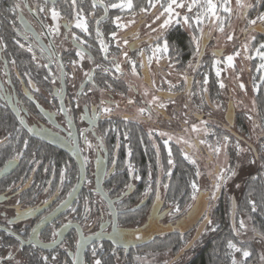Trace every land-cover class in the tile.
Returning <instances> with one entry per match:
<instances>
[{"label": "flooded vegetation", "instance_id": "flooded-vegetation-1", "mask_svg": "<svg viewBox=\"0 0 264 264\" xmlns=\"http://www.w3.org/2000/svg\"><path fill=\"white\" fill-rule=\"evenodd\" d=\"M17 2L21 4V11L13 14L11 5ZM116 2L117 0H103L105 5ZM7 3V26L0 20V39L4 42L0 44V168H4L5 161L18 152L22 154L6 173H0V264H44V256L48 257V264H73L77 259L78 240L97 233L106 236L113 233L114 228L116 241L124 245H116L107 238L91 242L84 249L82 264H93L96 258L101 259L102 264H139L138 255L148 251H170L174 257L167 264H185L186 260L181 261V256L186 251H193L200 237L207 231L204 229L207 221L203 210L206 208L208 194L207 191H197L196 199H193L192 190L183 206L176 199L180 212L168 214L175 206V197L172 195L177 191H171L175 183L168 178L176 168L167 164V147L175 145L184 154H190L192 149L176 140L182 130H175V138L166 139L167 128L162 121L167 120V106H149L148 98L130 81V64L121 55L124 51L123 39H119L122 46L120 44L118 48L117 40L110 36L113 31L117 32L118 38L127 33L130 42V26L121 31L112 23L116 16L121 17V22L127 23L130 13L124 15L119 9L112 8H108L105 13L100 3L93 8V0H77V10L83 9L88 24L90 34H85L74 27L75 11L71 0H56L55 5L48 3L47 8L55 6L61 13L58 21L61 25L59 35L40 38V43L46 48L49 44L54 45L57 54L51 63L57 77L53 83L51 77L44 80L47 69L43 67L49 63V52L52 49L41 55L39 47L31 39H24V25L21 20L16 19V15H22L23 20L36 33L42 31L40 21L51 26L52 20L47 12L30 11L37 4L43 5L44 0H14L13 3ZM24 4L29 7H23ZM97 20L100 21L102 38L108 45L107 60L104 59L105 54L101 52L96 36ZM65 23L72 26L65 28ZM17 31L21 35L18 36ZM73 32L85 41L83 48L92 57L89 60L85 56L82 66L78 65L75 69L70 64L71 60L78 59L72 41ZM15 40H19L25 47H20ZM29 43H33V51L37 57L35 61L32 53L27 51ZM113 60L120 64L122 74L115 73ZM59 63H63L67 73L63 83L59 79ZM97 64L101 67L97 68ZM103 68H109L110 72L105 73ZM25 72L30 73L34 88L39 91L28 84L29 76ZM85 72L91 73L97 85L93 93H88V88L93 85L86 83ZM105 80L112 85L111 89L106 88ZM118 81L127 84L126 92L113 89V83ZM82 83L86 84L83 88ZM134 88L137 95L132 92ZM60 89L63 91L62 97L57 96ZM74 96L79 101V107L76 106L77 101L73 100ZM101 98L110 101L113 111L110 116L101 114L94 123H89L93 105H99ZM129 100L133 102L129 103ZM62 104L65 109L63 112L60 111ZM141 107L148 109L144 115L138 113ZM82 116L85 118L81 119ZM127 121H130V127L140 125L146 133L141 141H134L137 138H134L133 133L130 134L133 139L124 161L121 157L122 145L117 142L119 135L111 131L114 125L116 127L121 122L128 123ZM221 125L231 135L234 131L240 138L233 136L247 144L244 134L235 130V117L229 129L226 128L227 123ZM29 128L34 131L29 132ZM81 131L85 132L87 140L91 142V148L85 146V137L80 135ZM188 131L192 134L189 129ZM69 132L72 133L71 136L68 135ZM25 139L28 141L27 145L24 144ZM192 142L199 148L195 138ZM142 144L144 145L141 146ZM74 149L78 150L84 164V179L71 203L61 209L64 204L62 201L69 199L68 193H73L77 184L78 164L73 155ZM168 168H171L170 174ZM62 169L65 171L63 181ZM136 176L140 179H136ZM98 178L102 192L98 190ZM128 185L131 187H127ZM149 188L151 190L145 194V190ZM199 198H203L202 204L198 202ZM17 200L20 201L18 206ZM108 200L115 210V217ZM49 213L50 220L41 223V217H46ZM206 217L211 220L209 215ZM63 224H68V227L61 228ZM33 228L37 230L38 237L36 233H32ZM54 229L62 232V243L49 247L47 245L53 239ZM136 234L141 238L136 239ZM37 238L44 246L38 244L32 247L31 241ZM170 242L177 244L175 248H150L154 245L165 246ZM94 247L96 257L92 254ZM53 256L56 257L55 260L52 259Z\"/></svg>", "mask_w": 264, "mask_h": 264}, {"label": "trees", "instance_id": "trees-1", "mask_svg": "<svg viewBox=\"0 0 264 264\" xmlns=\"http://www.w3.org/2000/svg\"><path fill=\"white\" fill-rule=\"evenodd\" d=\"M13 3L14 0H0V20L3 21V25L6 27L7 22V9L5 6H8L9 3ZM148 0H133L135 5L134 8L145 7L146 2ZM162 3H166V0H161ZM248 3L254 5V7L249 8L247 10V16L243 15V20L247 23L248 19L255 18V16L259 12H264V4L257 5L256 0H247ZM61 3V1H60ZM223 16V12L221 13ZM231 21H234L229 14H225L224 17V31H217L219 28V22L216 23V28L213 32L211 30L205 28L204 32L206 35L211 36L212 40H209V36H204L208 38V43L210 46L219 44L216 46L215 52H218V58L222 63H225V55L226 57L229 55H234V53L239 50V45L232 46L231 41L227 40L226 35L229 31L225 32L227 27L231 24ZM246 26V25H245ZM196 26L193 25V28ZM209 30V32L207 30ZM190 33L188 29L184 28V26H173L169 28L161 37V43L164 39H167L170 44V53L166 57L170 59L173 64H175V68L180 71L190 70L192 73L190 84L194 89L198 87H206L208 90L207 100L212 102H218L224 106V98L222 97V91L220 88V76L216 75V70L213 65V55L208 56L206 54L199 56H194L193 52L195 51V45L191 41V37L193 35V29ZM238 30V21L235 24V27L231 33H236ZM247 30V29H246ZM243 31L242 34L239 33V37L243 41H249L252 36H256V40L252 41L248 46L247 58H243V50L241 49V53L239 55H234L235 60L233 65L230 66L233 72H237L240 68L245 67V75L253 76L256 71L257 62L259 61L257 57L250 59V55L256 50V46L260 43V41L264 40V34L256 33L249 35L251 31ZM216 32V33H215ZM215 33V35H214ZM230 33V32H229ZM199 36V32L195 33ZM156 43V41H155ZM95 55V54H94ZM217 56V55H216ZM215 56V57H216ZM217 65V64H216ZM264 74V71H259L257 69L254 79L259 81V87L256 93L253 95V100L255 102L256 113L258 115V127L260 132L257 135L250 134L247 126V117L244 112L237 111L235 114V130L238 133H244L246 135V139L248 142L253 144L256 157L253 154V166L251 169L247 167V169H241L238 163L235 162L237 150L233 146H230L228 149V154L230 157V165L231 167H235V175L233 179L239 180V188L237 190H229L224 187H220L217 193L216 205L214 207L213 216L214 221L212 224V231L206 233L200 237L197 244L192 251V255L186 260L185 264H231L232 254L231 250L228 249L227 243L229 240H232L238 247L240 248H248L251 252V256L246 259V264H260L261 261V253L258 247V243H254L253 241H241L236 233L234 226L231 225L230 222V199L229 194L235 197L236 202V214L235 220L237 222L238 216L243 214L246 218L251 229L256 233V240L264 241L261 237L264 236V83L260 82V75ZM205 76H207L208 83L204 84ZM253 79V77H252ZM113 89L117 92H126L128 90V86L125 82H114ZM200 90V89H199ZM200 92V91H199ZM131 95V91H130ZM228 95H231L229 93ZM203 97V95H202ZM230 97V96H229ZM205 98V97H203ZM198 103V102H196ZM201 110H199V114L197 117L200 118L205 123V128L208 131V137L213 141H220L224 136L229 137V142L233 144V142H241L233 135L229 134L226 130H224L220 124L216 120H211L210 118L204 116L203 111H205L206 104H199ZM207 109V107H206ZM128 123L121 122V124H117L113 126V130L111 132L117 133L119 135L117 142L122 145V154L121 157L125 161L128 157L130 142L132 141V137L130 138V134L133 133L134 141H141L143 135L146 133L140 125L134 124L130 127V121ZM112 127V125H111ZM121 141V142H120ZM142 144L141 146H143ZM145 148V147H144ZM143 150V149H142ZM142 152V151H141ZM171 152V156L169 155ZM139 154V152H138ZM169 159L173 161V164L170 166H175V170L170 174V180L172 183H175L174 186L171 187V191L173 192L176 189V193L172 196L175 197V205L177 201L179 204L183 206L187 201V198L191 191L193 190L191 184L193 181L197 180V172L196 166L186 160L184 158V153L181 149L175 145H170L167 147V164L169 166ZM169 171V168H168ZM122 179V178H121ZM123 180V179H122ZM171 186V184H170ZM175 187V188H174ZM178 187V188H177ZM231 188V187H230ZM177 199V201H176ZM253 201L256 207L255 211H252V205L249 204V201ZM177 244H173V242L167 244L165 246L162 245H154L151 246V249H171L175 248ZM178 247V246H177ZM245 258L242 259V262Z\"/></svg>", "mask_w": 264, "mask_h": 264}, {"label": "rangeland", "instance_id": "rangeland-1", "mask_svg": "<svg viewBox=\"0 0 264 264\" xmlns=\"http://www.w3.org/2000/svg\"><path fill=\"white\" fill-rule=\"evenodd\" d=\"M119 2V0H117ZM116 2V3H117ZM216 2L223 3V0H216ZM165 5L167 4L164 3ZM145 8H148V1L145 4ZM230 6L233 9V12L231 13V17L234 21H231V24L227 27L225 32L229 31L226 37L231 34L233 35V40L231 41L232 46L239 45V52L242 48H244V45L246 41H243L240 39V34L243 33L246 29L249 28L248 23H245L243 20V15L241 14L240 10L237 8L236 0H230ZM141 7L134 8L132 11L124 10L120 12L124 13V15L127 14V12L130 13V20H135L134 25H130V44H134V48H129L127 46H123V50L127 51L129 53V56L136 60L137 63V71L138 75H133L131 71V65H130V81L139 88L140 92L144 95V97H147L148 100H151V97L153 95H156L159 97V102L164 103L165 107L167 108V120L162 121L163 126L167 128V136L166 139H173L175 138V130H182L180 135L176 137L177 141H180L183 145L189 147V144L192 145V147H189V149H192V152L188 154L192 159L195 160V163H193L196 166V172H199V175H197V180L195 181L198 186V191H207L208 194V201L206 202V208L203 210V214L205 217L207 215L211 218V223L205 222L204 229L207 231L204 233H209V231H212V224L214 221L213 211L214 207L216 205L217 200V191L215 190V181L217 175L220 174V169L225 170H233L236 171V168L230 165V157L228 154V149L230 146L234 145V148L236 149V144L239 143L240 148L243 150L241 152L236 153L235 162L238 163V165L241 167V169H249L252 168L254 160L253 157L255 154L253 153L252 149L245 143H240L238 141L228 142L227 147H224V140L220 141H213L210 140L208 137V131L205 128V123L202 124V120H200L197 115L199 114L200 109L199 104H206L205 111H203L202 114L203 117L206 116L210 118L211 120H216L218 124H226V121L224 120V114L227 108V102L229 100L232 101L235 114L237 111H242L245 113L247 117V126L249 130V135L253 134L254 136L260 132L258 127V115L256 113L255 108V102L253 100L254 93L257 92L253 90L254 85H258L259 81L254 79V75L249 77V75H245V67L240 68L237 72H233L231 70V67L228 66L225 63H222L218 55L215 57L213 55V52H215L216 46L219 44H215L210 46L209 40H212V35H206L209 36L204 37L205 41V47H204V54L208 56L213 57V61H220V63H217L215 65V70H220V83L222 82L224 84V87L221 88L222 91V97L224 98V106L222 104L212 101H208L207 93L208 90L206 87H198L194 89L192 85L190 84L192 73L190 70L187 71H178L175 68V64L168 59L166 56H164L159 63L156 62L155 58H153L152 62L148 63V57H151L152 51L151 49L155 47V37L158 35L157 32H152L151 28H157L158 23L162 22L158 21L156 23H153L155 16H158L163 9L157 4L156 8H148V11L141 13L139 11ZM178 12H180L181 16L184 14H187V9H177ZM198 10H194L193 13L190 15H195V12ZM223 11L221 10L220 15L222 16ZM126 13V14H125ZM225 14H223L222 17H225ZM238 21V30L237 32L231 33L235 27L236 22ZM218 22V21H217ZM216 22V23H217ZM216 23H212L211 20L205 19L204 23L200 26L203 29L207 28L211 30V32L214 31L216 28ZM150 25L151 27H147ZM246 25V26H245ZM184 28L188 29L191 33V28H187L184 26ZM206 29V30H207ZM209 30H207L209 32ZM219 31V30H217ZM216 33V32H215ZM214 33V35H215ZM254 32H251L249 35L253 34ZM200 35V34H199ZM149 37H152L153 39L150 41ZM121 44V42H120ZM122 46V44H121ZM141 50H143V60L146 64L145 68L139 67V62L141 61L142 57L140 55ZM243 50V49H242ZM244 51V50H243ZM241 53V52H240ZM203 54V55H204ZM223 54L226 57V54L223 52ZM243 58H247V52H243ZM250 59H253L254 57H257L259 60L257 62V65L262 63L260 58L256 55V50L253 52L252 55H250ZM235 60V56H234ZM233 60V62H234ZM84 65V63H83ZM82 69H84L82 67ZM253 77V79H252ZM244 84V89L242 90L239 85ZM200 89V90H199ZM206 89V91H205ZM200 91V92H199ZM132 92L137 95L136 88L132 89ZM145 92H147V95H145ZM207 92V93H206ZM231 93V95H228ZM205 97L203 98L202 97ZM230 96V97H229ZM140 100H138L137 103H139ZM198 102V103H196ZM137 103H134L135 106H137ZM171 108V109H170ZM181 109V110H180ZM182 111V112H179ZM251 116L252 119L249 120L248 117ZM187 121V124L185 123ZM197 125L198 128L205 129L199 132H192L191 127L192 125ZM222 126V125H221ZM223 128V126H222ZM188 129L192 134L189 133ZM245 133V132H244ZM241 133V134H244ZM173 134V135H172ZM187 134V135H186ZM190 136V137H189ZM246 136V135H244ZM193 138L196 139L197 145L199 148H196L193 144ZM187 140L189 144L184 143V141ZM204 140L205 143L200 144L199 141ZM248 141V140H247ZM250 143V142H249ZM221 147V151L217 154L214 149L217 146ZM237 150V149H236ZM254 154V156H253ZM256 157V156H255ZM238 179H233V176L227 180V182L222 183L221 187H224L225 189L229 190H237L240 185ZM231 187V188H230ZM216 191V195L213 198L212 193ZM197 193V191H196ZM195 193V194H196ZM229 194V201L231 203V196ZM198 202L202 204L203 198H199ZM199 204V205H200ZM236 214V213H235ZM244 221L245 228L240 227V222ZM234 228L236 230L237 236L241 241H253L254 243H258V247L261 253V256L264 255V241L256 240V233L251 229L248 222L246 221V218L243 214H240L238 216L237 222L234 218ZM192 251H186L181 256V261L187 260L191 255ZM232 256H235L236 260L238 261V264H242L243 257L240 253H234L231 251ZM140 256L137 258V261L139 264H167L172 260L174 257L170 251H164V252H154V251H148L144 252V254L138 255ZM260 264H264V261H260Z\"/></svg>", "mask_w": 264, "mask_h": 264}, {"label": "snow or ice", "instance_id": "snow-or-ice-1", "mask_svg": "<svg viewBox=\"0 0 264 264\" xmlns=\"http://www.w3.org/2000/svg\"><path fill=\"white\" fill-rule=\"evenodd\" d=\"M48 3H52L53 5H55V0H44V4L40 5L37 4L35 7H31L30 11L33 13H45L47 12L52 20V24L51 26L48 25H44L42 21H40V26L42 31L40 33H36L32 26L27 22L23 20V16L22 15H16V19L21 20V22L24 25V33H23V37L25 40H29L31 39L34 44L36 46L39 47L41 55H43V53L45 51H48V49H52V51L49 52V63L48 64H44L43 67L45 69H47V75H45L44 80L47 81L50 77L52 78V82L55 83V80L57 79V77L55 76V74L53 73L52 67H51V63L53 62V60L56 58L57 54L55 53V49H54V45L49 44L48 47L46 48L45 46H43L40 43V38L41 36H56L59 35V30L61 25L58 23L60 17H61V13L60 11L57 10V8L55 6L51 7V8H47V4ZM97 3H100V5L102 7H104L105 13H107L108 8H112V9H119L121 11L124 10H128V11H132L135 7L133 0H119V2L117 3H111L108 5L103 4V0H93L92 6L93 8L96 7ZM257 5H262L264 4V0H256ZM157 4H159V6L163 9V11L160 12V14L158 16H155V19L153 21V23H156L158 21H161L160 23H158V27L157 28H151L152 32H157L158 35L155 37L156 43H155V47H153L151 49L152 51V56L148 57V63L150 64L153 60V58H155L156 62L159 63V61L164 57L169 55L170 53V44L169 41L167 39H164L163 42L161 43V37L163 36V34L171 27L173 26H186L187 28H192L193 29V35L191 37V41L192 43L195 45V51L193 52L194 56H198L200 54L201 51V47L202 44L204 43V36L206 35L204 32V29L202 27H200L203 23L204 20L207 18L209 20H211L212 23H216L217 21L219 22V28L218 30L223 32L224 31V17H222L220 15L221 10L223 11V13L229 14L231 15V13L233 12L232 7L230 6V0H223V3H217L216 0H167V4L165 5L164 3L161 2V0H148V8H156ZM71 5L75 11V15H74V20H75V24L74 27L76 29H80L81 31H83L85 34H90L89 33V29H88V24L86 22V18L84 16L83 13V9H78L77 10V0H71ZM236 5L237 8L240 10L241 14L244 16H247V10L249 8L254 7V5L250 4L247 2V0H236ZM23 7H29L28 4H24ZM148 8L145 7H141L139 9V11L141 13H144L146 11H148ZM187 9V14H184L183 16H181L180 12L177 11V9ZM194 10H198L195 12V15H190L191 13L194 12ZM21 11V4L20 3H13L11 5V12L13 14H17ZM89 15H93V13H89ZM101 19H103V17H101ZM97 29H96V36L98 37V43L100 44V50L101 52H103L105 54L104 59L107 60L108 56V45L104 42L103 38H102V33L100 32L99 29V23L100 21L97 20ZM112 23L115 25L117 30H124V29H128L130 25H134L135 24V20H129L127 23H123L121 22V17L120 16H116L113 18ZM247 23L249 25V28L246 31H251V32H256V33H261L264 34V12H259L255 18L252 19H248ZM193 25H195L196 27L193 28ZM72 25H70L69 23H65L63 25V27L65 28H69ZM147 27H151L150 25H148ZM199 32L200 35H196L195 33ZM18 36L21 35V33L19 31H17L16 33ZM110 36L117 40V47H120L119 44V39H123V45L127 46L129 48H134L135 45L134 44H130L129 40L127 39V33H125L124 37H117V32L113 31L110 33ZM233 35L229 34L227 36V40L228 41H232L233 40ZM153 38L149 37V40L151 41ZM257 38L256 36H252L250 38L249 41H246L245 45H244V51L247 52L248 51V46L252 41H255ZM72 41L74 44V47L76 48V57L78 59H74L70 61V64L73 66V68L75 69L78 65L82 66L81 62L85 59V56H87V58L89 60H92V57L90 55H88L86 53V51L83 48V45L85 44V41L78 36L75 32L72 33ZM3 40L0 39V44H3ZM15 43L18 44L20 47H25V45L20 44L19 40H15ZM7 45L5 44L4 47H6ZM27 51L29 53H32V59L35 61L37 60V57L33 51V43H29L27 45ZM65 51H67V49H65ZM218 52H213V55L216 56L218 55ZM240 52L239 50H237L234 55H239ZM121 55L123 56V58L125 59V61L127 63H129L131 65V71L133 75H138V71H137V61L132 59L129 56V53L127 51H122ZM142 59L139 62V67L140 68H145L146 69V64L144 63L143 60V50H141L140 53ZM234 55H229L227 57H225V62L228 66H232L233 65V60H234ZM256 55L260 58V60L262 61V63L257 65V69L259 71H264V40L260 41V43L256 46ZM12 63L14 64L15 61L13 60ZM93 63H95L93 61ZM217 63H220V61H213V65L215 66ZM112 65L115 68V73L117 74H122V69L119 63L115 62V60L112 61ZM58 69H59V79L61 80V82L63 83L65 77L67 76V73L64 71V65L63 63H59L57 65ZM97 68H100L101 65L97 64L96 65ZM103 71L105 73L110 72L109 68H103ZM26 76H29V80H28V84L30 86H32L34 88V84L33 81L31 79L30 73L29 72H25ZM216 75L219 77L220 76V70H217ZM74 76V73H73ZM85 76L87 77V81L86 83H91L93 86L88 88V93H93L94 90L97 88V85L95 84V81L92 79V75L90 72H85ZM260 82L264 83V74L260 75L259 77ZM208 83V79L207 76H205L204 79V84L206 85ZM104 84L106 86V88L111 89L112 85L109 84L107 82V80L104 81ZM84 86H86L85 83H82L81 87L83 88ZM220 87L223 88L224 84L221 82L220 83ZM239 87L243 90L244 89V84H240ZM259 85H254L253 90L256 91L258 89ZM36 91H39V89H35ZM101 91L103 92L104 89H101ZM206 91V89H205ZM81 95H87L86 93H80ZM145 95H147V92H145ZM57 96L62 97L63 96V91L62 89L57 91ZM73 100H76V106L79 107V101L77 99L76 96L73 97ZM133 101L129 100V103H132ZM147 104L149 106L151 105H157L159 108H164L165 105L164 103H160L159 102V97L156 95H153L151 97V100L147 101ZM37 107H39V105H37ZM60 111L63 112L65 111L63 104L61 105ZM113 109L110 106V101H107L103 98L100 99L99 101V105H93V109H92V116L89 119V123H94L97 119L100 118L101 114L104 115H108L110 116V114L112 113ZM148 111V109L141 107L138 109V113L140 115H144L145 112ZM85 117L82 116L81 119H84ZM249 120L252 119L251 116L248 117ZM21 123H23V120H21ZM185 123L187 124V121H185ZM202 124L206 123V122H201ZM205 129H201L198 128L197 125L193 124L191 127V131L192 132H199ZM29 132H33L34 129L29 128L28 129ZM69 136L72 135L71 132L68 133ZM80 135L82 137H85L84 139V143L85 146L88 148L92 147V144L90 141L87 140L86 136H85V132L81 131ZM163 135V133H162ZM224 140V147H227V144L229 142V137L228 136H224L223 137ZM168 141H165V145H167ZM184 143L189 144V142L187 140L184 141ZM200 144L205 143L204 140H200L199 141ZM24 144L27 145L28 141L25 139ZM189 147H192L191 144H189ZM236 149L237 152L239 154V152L243 151L240 148L239 143L236 144ZM214 151L218 154L221 151V147L218 145ZM22 153H17L16 156L11 157L10 159L5 161V166L4 168H0V173H6L7 170L12 167L16 160L19 158V156ZM169 155L171 156V152H169ZM184 158L186 160H189V162L191 163H195V160L192 159L187 153L184 154ZM86 160V158H85ZM31 162V161H30ZM169 165L173 164V161L171 159H169L168 161ZM113 165H115V160L113 161ZM131 168V166H129ZM220 174L217 175L216 177V181H215V190L219 191L221 184L227 182L228 179H230L232 176L235 175V171L229 169V170H225V169H220L219 170ZM171 173V168H169V174ZM197 175H199V172H197ZM65 177V171L62 169L61 170V180L63 181ZM136 179H140L139 176L135 177ZM11 187V186H10ZM127 187H131V185H128ZM165 187H167V185H165ZM191 187L193 189V199H196V191H198V186L196 184L195 181L192 182ZM151 189H146L145 190V194H147L148 191H150ZM73 191H75V188H73ZM216 191H214L212 193L213 198L216 195ZM69 196L72 195V192L68 193ZM157 200H159V181H157ZM17 206L20 204V201L17 200ZM44 203H47V201H44ZM62 203H65L62 201ZM111 204V202H109ZM249 204L252 205V211L256 210L255 204L253 201H249ZM192 207V206H189ZM29 211H34V210H29ZM72 211H76V209H72ZM180 212V207L179 205H175L174 207L171 208V210L169 211V215H172L174 213H179ZM19 214V213H18ZM51 218V213L48 214V216L46 217H41V223H44L45 221L50 220ZM205 220L207 221V223H211L210 220L207 219V217H205ZM71 222H69L70 224ZM114 223V222H113ZM64 227H68V224H63L61 225V228ZM240 227L241 228H245V224L244 221L242 220L240 222ZM32 233H36L37 237H38V233L37 230L35 228H33ZM96 239H99L101 234L97 233L94 234ZM31 236V234H30ZM52 236L53 239L49 242V244L47 246H54L57 244H61L62 241L60 240V237L62 236V232L60 230L54 229L52 232ZM109 239L113 240V243H116V238H115V228H114V232L113 233H109L108 234ZM141 237L139 236V234H136V239H140ZM262 239H264V236L261 237ZM91 240V238H84L82 240H78L77 241V247H82L84 245H86L87 243H89ZM32 243V247H36L38 244H40L41 246L43 245V242L39 241L38 238L35 240L31 241ZM126 246V245H125ZM102 247V245H101ZM227 247L228 249H230L232 252L234 253H240L241 256L244 259V261L242 262V264H246V259L249 258L251 256V252L248 248H240L238 247L232 240H229L227 243ZM93 257H96L97 253H96V248H93L92 251ZM9 256H11V254H9ZM53 260L56 259L55 256L52 257ZM42 260L44 261V264H48V257L44 256L42 257ZM261 261H264V255L261 256ZM73 264H76V261L73 262ZM93 264H102L101 259L96 258L94 259ZM231 264H238V261L236 260L235 256H232V261Z\"/></svg>", "mask_w": 264, "mask_h": 264}, {"label": "water", "instance_id": "water-1", "mask_svg": "<svg viewBox=\"0 0 264 264\" xmlns=\"http://www.w3.org/2000/svg\"><path fill=\"white\" fill-rule=\"evenodd\" d=\"M56 1V0H55ZM26 2V1H25ZM204 47H205V41L204 43L202 44V47H201V51H200V54L199 56L202 55L203 51H204ZM234 117H235V110H234V106H233V103L231 100H229L227 102V108H226V111H225V114H224V120L226 121L227 125H226V128L229 129L230 128V125L233 124V121H234ZM233 135L237 136L238 138H240L234 131L231 132ZM247 145L252 149L253 153L255 154L256 156V153H255V148L253 146V144L249 143V142H246ZM73 155L75 157V160L78 164V178H77V184H76V187H75V191H73L72 195L69 197V199L62 205L61 209L65 208L67 205H69L71 203V201L73 200L74 198V195L79 191L80 187H81V184L83 182V179H84V173H85V170H84V164L82 162V159L80 157V154L78 152V150L74 149L73 151ZM100 178H98V190L100 192H102V188H101V185H100ZM108 202H110L108 200ZM109 204V207L111 209V212H112V215L113 217H115V210L114 208L112 207V203H108ZM235 213H236V202H235V197L234 196H231V206H230V222H231V225L234 226V218H235ZM118 235H120L118 233ZM116 236V235H115ZM91 238L90 242L87 243L86 245L82 246V247H79L78 250H77V259H76V264H82V256H83V252H84V249L86 248V246L88 244H90L91 242H94V241H97L99 239H102V238H107L109 239L108 235L106 236H100L99 239H96L95 235L93 236H89ZM89 237H82V239L84 238H89ZM113 243V240L110 239ZM119 242L117 243H114L116 245H124V244H118Z\"/></svg>", "mask_w": 264, "mask_h": 264}]
</instances>
